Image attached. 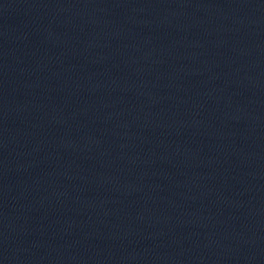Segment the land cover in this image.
Listing matches in <instances>:
<instances>
[{"label": "water", "instance_id": "1", "mask_svg": "<svg viewBox=\"0 0 264 264\" xmlns=\"http://www.w3.org/2000/svg\"><path fill=\"white\" fill-rule=\"evenodd\" d=\"M0 264H264V0H0Z\"/></svg>", "mask_w": 264, "mask_h": 264}]
</instances>
